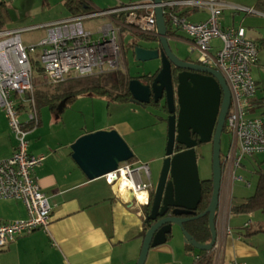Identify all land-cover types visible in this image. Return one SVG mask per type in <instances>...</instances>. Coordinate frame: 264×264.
<instances>
[{"label": "crops", "instance_id": "crops-1", "mask_svg": "<svg viewBox=\"0 0 264 264\" xmlns=\"http://www.w3.org/2000/svg\"><path fill=\"white\" fill-rule=\"evenodd\" d=\"M169 1L172 0H165L164 2ZM224 1L229 8L223 10L220 16L221 28H242L247 39L255 42L257 46L258 44L264 45V32H256L250 27L244 26L248 23V16H257L253 20L257 24L262 22L264 24V13L256 7L258 0ZM84 4L87 3L84 2ZM87 6L90 8L89 4ZM232 7L241 9L233 10ZM65 8L69 15L53 20L49 24L74 17L68 7L65 6ZM6 9L7 5L4 0L0 3L1 29L19 30L20 32L37 29L26 26L27 24L20 25L22 21L20 18L16 24H13ZM164 11L168 10L164 8ZM173 11L175 14L184 17L189 23L203 22L210 17V12L204 8L179 5L174 7ZM239 13H244L247 17L240 18ZM107 19L109 20L108 23H111V19ZM14 26L15 28H13ZM166 28L171 32L168 34L170 48L175 50L177 45L181 47L186 45L189 52L191 40L186 33L170 28L167 21ZM99 29L96 30L97 34ZM123 30L134 32L140 39L148 38L152 39V42L157 40V29L155 36L144 35L128 27H123L120 30V36ZM254 34L259 35L260 38L254 37ZM46 35L47 33L44 37L39 38L37 43ZM30 46L36 45L30 44ZM34 57L36 56L34 55ZM124 59L122 48L121 67L119 69L127 72ZM158 61L159 65L155 71L160 67V60ZM195 62L197 63V56ZM152 73L141 77H132L144 81L143 78L147 79L148 76L152 79ZM254 82L257 89L254 98H264V92L259 83ZM23 97V102L17 107L19 111L27 108L28 112L24 120H19L28 129L26 139L29 153L44 156L41 165L34 169L33 176L40 191L48 199L51 208L50 222L47 229H39L30 234L21 235L5 249L0 250V264H136L146 231L145 208L149 209V207H141L135 202H129L128 197L121 196L117 189L109 185L103 177L88 179L77 165L72 158L71 146L81 136L93 132H71L70 130L64 137H59L54 133V128L58 124L55 117L53 116L52 122H49V117L47 120L44 118V113L40 111V107L37 109L34 104L31 109L26 97ZM255 104L254 100L249 103L248 116L250 118L259 116L260 110L254 108ZM33 110L37 117L36 124L28 122V114ZM50 112L54 115L51 109ZM259 118L261 117L259 116ZM108 130H114L122 138L130 133L132 128L128 123H125L122 126L116 125L100 131ZM16 146L14 134L9 128L4 112L0 109V161L8 159L15 151ZM132 159L129 161L136 162ZM229 165L231 163L228 162L227 167L224 168L215 219L216 243L210 251L213 256V264H264V233L258 232L246 236L244 228H251V221L243 220L242 222L231 223L232 218L229 217L231 215L238 219L243 217L240 215L249 217L251 214L231 211V191L234 184L232 174H235V168L231 169ZM249 186L248 183L247 187ZM25 219H27V210L21 200H0V222ZM197 254L198 251H187L186 243L183 242L181 235L179 238L173 235L167 238L164 244L149 249L144 264H193Z\"/></svg>", "mask_w": 264, "mask_h": 264}, {"label": "built area", "instance_id": "built-area-1", "mask_svg": "<svg viewBox=\"0 0 264 264\" xmlns=\"http://www.w3.org/2000/svg\"><path fill=\"white\" fill-rule=\"evenodd\" d=\"M3 1L0 0V3ZM179 5L207 9L210 17L203 22L189 23L174 13V7ZM156 6L153 2L119 6L45 25L42 28L47 35L36 46L26 47L19 30L0 29V109L17 144L13 154L0 161V200H21L27 210L25 220L0 222V250L21 235L47 229L50 222L48 199L33 176L34 169L41 165L44 156L29 153L28 129L20 122V111L16 105H20L25 96L31 109L34 107L32 62L40 64L48 84L118 70L122 50L120 30L128 27L141 34L155 36ZM161 6L169 27L183 31L191 40L189 52H196L197 64L218 71L227 85L231 100L225 128L233 139L227 156L228 162L233 164L231 169L238 166L244 157L263 153L264 121L248 116L250 100L257 90L249 71V67L257 61V44L246 38L242 28H221L220 16L223 10L229 8L224 0L169 1ZM236 8L241 9H231ZM100 16L110 18L111 23L98 30L99 38L95 40L83 22ZM214 40L219 45L213 44ZM38 49L40 52L34 57ZM28 122L37 123L34 110L28 114ZM232 177L234 181H243L234 173ZM103 178L121 196L128 197L129 192H133V202L141 207L149 206L150 170L147 164L128 161L119 164L115 171ZM198 259L197 255L194 262Z\"/></svg>", "mask_w": 264, "mask_h": 264}, {"label": "water", "instance_id": "water-1", "mask_svg": "<svg viewBox=\"0 0 264 264\" xmlns=\"http://www.w3.org/2000/svg\"><path fill=\"white\" fill-rule=\"evenodd\" d=\"M165 0H153L155 7L157 48L132 46L133 61L146 63L160 60V67L152 73L151 85L139 78L128 82L131 102L146 106L151 100L158 103L165 98L169 117L165 145V160L154 189L149 212L145 213L146 231L136 264H144L149 249L162 245L178 227L189 244L198 252H210L216 243L215 217L219 205L222 181L220 141L225 117L230 104V93L222 75L197 63L182 61L171 50L166 21L161 4ZM160 51H159V50ZM176 52L179 53V51ZM171 65L184 69L177 75L173 92ZM164 93V96H163ZM177 106V114L175 107ZM191 136H195L192 139ZM174 142L185 150L173 154ZM211 143L212 193L206 210L195 215L201 200V184L197 168L196 147ZM72 158L88 179L104 177L128 162L133 153L126 142L114 130L97 131L81 136L71 146ZM133 203V192L128 194ZM172 208L169 216H165ZM182 215L189 218H181ZM207 217L210 241L198 243L184 229V224Z\"/></svg>", "mask_w": 264, "mask_h": 264}, {"label": "rangeland", "instance_id": "rangeland-1", "mask_svg": "<svg viewBox=\"0 0 264 264\" xmlns=\"http://www.w3.org/2000/svg\"><path fill=\"white\" fill-rule=\"evenodd\" d=\"M83 1L90 6V9L87 10L86 13H94L97 11L111 10L119 6L149 4L152 0ZM5 3L7 5V14L13 21V24H16L18 18H20L22 19L20 25L27 24L26 26L37 28L35 30H27L21 33V40L24 45L26 44V47L30 46V44L37 45L39 38L45 36L46 32L45 29L42 28L43 26L53 22V20L64 18L69 15V12L64 6V0H5ZM238 15L240 18L247 17L244 13H239ZM248 17V23L244 24V26L247 28L250 27L256 32H264L263 22L257 24L253 20L257 16ZM108 21L109 20L106 17L100 16L92 20H85L83 23L85 28L89 29L91 33L94 34L93 39L96 40L99 38V34L96 33V30L104 27L108 24ZM8 26L5 27L7 28ZM13 28H15V26ZM257 36L259 39V35L254 34V37ZM120 40L125 56L124 62L127 65V73L129 75L141 77L142 75L150 74L156 70L159 65L158 60L139 64V66H136V63L132 61V46L134 42H139L141 45L145 44L137 34L129 30H123L121 32ZM212 43L219 45L216 40ZM171 45L175 46L174 44ZM175 49L179 51V53H177L178 55L190 56L193 59L196 57V52L190 54L186 45H184V47L177 45ZM39 52L38 49L35 53L36 57ZM249 71L252 79L259 83L261 90L264 92V45L258 44L257 61L249 67ZM33 76V89L37 92L46 91L49 92V94H60L67 89V86L69 87L67 82L70 80L60 84H48L43 75L39 76L35 73ZM68 93L69 91L65 92L64 95H67ZM75 96L77 98L74 99L72 103L66 104L64 100H53L52 103H54L55 106L53 104L52 108H50V104L40 106L39 109L44 113V118H46V120L49 117V122H52L54 116L55 120L58 121L56 122L58 124H56V128H54V133L59 137H64V135L70 130L71 132L83 131L89 133V131L96 132L106 130L112 126H122L123 124L128 123L131 126L132 131L124 135L122 138L132 151L134 155L133 160H136L137 164L148 165L151 174V184L156 183L159 177L162 164L161 159L164 156L166 145L167 126L164 108L161 107L159 109L153 104H148L143 107L133 102L119 103L106 97L94 95L90 91H76ZM26 109L21 110L18 114L20 120L25 119L28 112ZM50 109L54 115H52ZM261 117L264 119V116ZM231 144L232 137L230 133L223 132L220 141L221 160L222 158L225 159L228 155ZM196 152L198 156L197 168L200 179H210L212 146L210 143L198 145L196 147ZM232 166L233 164L231 163L229 168ZM225 167L226 165L224 168ZM234 170L235 176L241 177L243 181H234L231 191V208L239 206L247 197L254 193L259 177L258 174L264 173V152L255 154L252 157H244ZM248 183L250 184L249 187H247ZM240 216L243 217L236 219V216L234 215L229 216L232 218L231 223L242 222L245 220L251 221L252 229H258L262 226L260 222L262 217L258 213H252L249 217H246L245 215ZM173 235H176L178 238L181 235L184 242V237L178 227H173L172 236Z\"/></svg>", "mask_w": 264, "mask_h": 264}, {"label": "trees", "instance_id": "trees-1", "mask_svg": "<svg viewBox=\"0 0 264 264\" xmlns=\"http://www.w3.org/2000/svg\"><path fill=\"white\" fill-rule=\"evenodd\" d=\"M65 6L68 7L69 11L73 14V16L84 15L86 14V11L90 9L87 6V4H84L82 0H78V1L65 0ZM256 7L260 12L264 13V0H258ZM165 20L168 22L166 15H165ZM170 33L171 32L167 30V34ZM32 70H33V74L36 73V75L39 76H42L44 74L40 64L36 61L32 62ZM131 78L133 77L129 75L126 71H122L121 69L116 71H110L105 74H93L87 77H71L63 81L66 82L70 80L67 82V85H69V87L67 86V89L63 93L49 94L46 91L37 92L35 91V89H33L32 99L37 109L44 104L46 105L50 104V108H52L54 104L52 103L53 100L56 101L64 100L66 104L71 103L76 98L75 96L76 91H84V92L90 91L94 95L106 97L112 101L119 103L131 102V97L128 91V82ZM146 78L150 79L149 76ZM67 91H69V93L67 95H64V93ZM253 100L256 102L255 104L256 106L254 108L260 110L258 115L260 117L264 116V98H260V99L252 98L250 100V103ZM16 105H18V103ZM28 108L30 107L28 106ZM261 118L263 119V117ZM258 175L259 177L257 180V184L252 196L246 198V200L239 206H236L231 209V211L235 213H244V214L258 213L259 215H261L262 226L258 229H254V228L252 229L249 227L244 228L246 236L258 232L264 233V173H259ZM205 183L206 184L202 188L203 199L201 202V206L199 207V212L201 213H203L206 210L212 193V186L210 181H206ZM147 210L148 208L147 209L145 208V212H147ZM184 229L198 243L206 244L210 241V232L208 229V222L206 216L199 218L196 221H192L184 224ZM169 237L170 236H168V238ZM186 249L188 252L195 251L187 243H186ZM197 255H199V259L197 260L196 263L194 262L193 264H213V256L211 252H198Z\"/></svg>", "mask_w": 264, "mask_h": 264}, {"label": "flooded vegetation", "instance_id": "flooded-vegetation-1", "mask_svg": "<svg viewBox=\"0 0 264 264\" xmlns=\"http://www.w3.org/2000/svg\"><path fill=\"white\" fill-rule=\"evenodd\" d=\"M172 1H179V0H172ZM153 2V1H152ZM141 40H143V42L145 43V44H143V45H141L139 42H134V44H136V45H138V46H141V47H143V48H151V49H153V48H157V45H158V43H157V40L156 41H153L152 42V39H141ZM159 50V49H158ZM171 50L177 55V57L178 58H180L182 61H184V62H190V63H196L195 62V59H193V58H189L188 56H181V55H178L177 54V52H176V49L175 50H173L172 48H171ZM160 51V50H159ZM136 66H139V64H136ZM181 72H184V69H181V68H177L175 65H171V75H172V86H173V92H175V88H176V79H177V75L179 74V73H181ZM134 78V77H133ZM154 78V77H153ZM153 78L152 79H145V78H143L144 79V83H146V84H149V85H151V83H152V80H153ZM132 79V78H131ZM163 96H164V93H163ZM230 100H231V98H230ZM150 104H153V105H155V106H157L159 109L162 107V108H164V111H165V113H166V126H167V118L169 117V115H168V112H167V107H166V105H165V98L164 97H162L161 99H159V101H158V103H154L152 100H151V102H150ZM162 105V106H161ZM144 107V106H143ZM177 110H178V108H177V106L175 107V114H177ZM229 110H230V104H229V108H228V112H227V114H226V117L228 116V113H229ZM226 117H225V120H226ZM223 132H228L227 131V129L225 128V124H224V128H223ZM223 132H222V134H223ZM222 134H221V136H222ZM191 138L192 139H195L196 137L195 136H191ZM210 145L212 146V144L210 143ZM183 150H185V148L183 147V146H180V145H177V143L176 142H174V145H173V154H175V153H178V152H181V151H183ZM195 151H196V149H195ZM164 153H165V151H164ZM196 156H197V152H196ZM228 156V155H227ZM227 156L225 157V159H223L222 158V160H221V167H222V179H223V173H224V166L225 165H227L228 164V160H227ZM197 158H198V156H197ZM220 159H221V157H220ZM165 160V155L163 156V158L161 159V163H163V161ZM161 167H162V164H161ZM227 167V166H226ZM151 181V180H150ZM202 181V184H201V200H200V203L198 204V206H197V210H196V212H195V215H198L199 213H201V212H199V207L201 206V202H202V199H203V197H202V188H203V186L206 184L205 182L206 181H210V183H211V178L210 179H205V180H201ZM156 183H157V181H156ZM156 183H152L151 184V182H150V185L148 186V191H149V206H147V207H149V209L147 210V213L149 212V210H150V204H151V200H152V198H153V194H154V189H155V186H156ZM221 184H222V181H221ZM211 186H212V183H211ZM171 210H172V208H170L169 209V211H167V213L165 214V216H169L170 215V213H171ZM146 213V212H145ZM195 215H189V216H185V215H182L181 216V218H189V217H193V216H195ZM196 221V220H195Z\"/></svg>", "mask_w": 264, "mask_h": 264}, {"label": "bare ground", "instance_id": "bare-ground-1", "mask_svg": "<svg viewBox=\"0 0 264 264\" xmlns=\"http://www.w3.org/2000/svg\"><path fill=\"white\" fill-rule=\"evenodd\" d=\"M121 189H122V191H124V185H122V188Z\"/></svg>", "mask_w": 264, "mask_h": 264}]
</instances>
